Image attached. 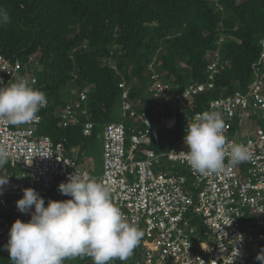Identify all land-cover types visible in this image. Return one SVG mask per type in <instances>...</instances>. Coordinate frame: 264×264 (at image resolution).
Segmentation results:
<instances>
[{
  "label": "built area",
  "instance_id": "built-area-1",
  "mask_svg": "<svg viewBox=\"0 0 264 264\" xmlns=\"http://www.w3.org/2000/svg\"><path fill=\"white\" fill-rule=\"evenodd\" d=\"M260 43L264 47V38ZM260 58L264 59V51ZM261 63L254 64V76L243 91L223 92L203 101H197V96L216 87L217 59L207 65L205 81L183 87L160 78L152 70L146 86L151 103L145 109L134 108L127 88L119 82L124 90L121 119L101 124V133L96 132L102 140L103 160L101 172L94 176L79 157L67 155L48 135L37 134L40 113L35 123L12 126L0 121V147L8 152V162L19 167L15 178H11V171L0 169V177L9 179L0 187L4 189L0 193V244L7 243L11 227L1 209H11L27 222L30 216L20 213L15 203L22 197V190L30 187L40 196L46 195L53 184L65 182L76 169L104 183L126 220L143 231L142 242L136 248L138 258L132 264H260L255 257L264 249V129L250 127L243 133L240 118H248L258 110L264 112ZM16 76H22L47 97L27 64L0 51V81L9 83ZM48 104L49 101L44 108ZM205 111L221 112L224 135L228 141L249 148L253 153L250 162L231 167L226 160L222 173H193L183 161L181 152L187 151L183 137L196 114ZM58 116L62 126L79 124L81 133L91 136L96 123L90 118L87 88L72 98ZM82 117L86 120L82 121ZM175 121L184 131L168 151L156 149L153 134L172 127ZM30 157L31 166L25 164ZM178 166H185L188 174L178 172ZM226 217L231 219L229 225ZM206 245L207 250L202 248ZM84 258H88L84 264H92L89 257L66 260L64 264ZM116 263L117 260L113 262Z\"/></svg>",
  "mask_w": 264,
  "mask_h": 264
},
{
  "label": "trees",
  "instance_id": "trees-1",
  "mask_svg": "<svg viewBox=\"0 0 264 264\" xmlns=\"http://www.w3.org/2000/svg\"><path fill=\"white\" fill-rule=\"evenodd\" d=\"M0 8L10 17L0 24V51L34 68L47 93L49 104L39 112L37 134L48 135L70 156L79 141L96 136L101 124L119 121L114 117L123 98L119 82L134 108L145 109L151 103L146 86L152 70L183 87L205 81L207 65L217 59L216 87L197 96L203 101L243 91L254 76V64L264 62V0H0ZM84 88L96 123L91 136H84L79 124L62 126L56 113ZM15 167L19 172L9 162L3 168L15 178ZM184 167L176 170L188 174ZM58 184L41 196L45 206L49 199H69L58 191ZM8 213L12 224L17 216ZM5 244H0V264H11ZM136 251L116 264H132Z\"/></svg>",
  "mask_w": 264,
  "mask_h": 264
},
{
  "label": "clouds",
  "instance_id": "clouds-1",
  "mask_svg": "<svg viewBox=\"0 0 264 264\" xmlns=\"http://www.w3.org/2000/svg\"><path fill=\"white\" fill-rule=\"evenodd\" d=\"M9 20L5 9L0 8V24ZM47 103L46 94L30 86L22 76L12 78L9 83L0 81V121L4 123L19 126L38 122V113ZM224 130L225 121L219 111L198 113L187 125L183 137L187 151L181 153L193 173L219 174L224 172L226 160L228 166L236 167L253 159L249 148L228 141ZM79 160L82 161L81 156ZM7 162L8 152L0 147V169ZM25 164L31 166V157ZM8 182V176L0 177V187ZM57 189L71 198L49 199L47 206L33 188L22 190V197L15 202L16 208L30 219L27 222L16 219L11 224L3 246L11 264H64L77 257H89L92 264H113L132 257L144 233L126 220L121 209L112 202L110 190L104 183L75 169ZM226 219L229 225L231 219ZM202 248L207 250L208 246ZM255 259L264 264V249Z\"/></svg>",
  "mask_w": 264,
  "mask_h": 264
},
{
  "label": "rangeland",
  "instance_id": "rangeland-1",
  "mask_svg": "<svg viewBox=\"0 0 264 264\" xmlns=\"http://www.w3.org/2000/svg\"><path fill=\"white\" fill-rule=\"evenodd\" d=\"M237 1H241V0H237ZM153 59H155V56L153 57ZM156 62L158 65L160 64L159 60H157ZM33 69L34 68H31V70ZM67 88L76 90V88H73L71 85H68ZM75 90H73L72 92H74L76 95L77 92ZM115 108H116V111L114 113V117L116 120H119L120 119L119 118V115H120L119 102L117 103ZM59 112H60V109H57L56 113H59ZM240 121L242 124L241 131L243 133H246L250 127L260 126L261 128L264 129V112L258 110L253 115H250V117L248 118L247 117L240 118ZM183 131H184L183 126H181L180 123L175 121L172 127H164L163 129L155 132V134L153 135V142L155 144V147H157L160 151H168L174 139L177 137V135H180V133ZM97 133L100 134L101 131H99L98 129ZM83 141L84 143H82ZM76 149L77 151L72 152V155L78 157L84 151V154L82 155V162L87 166L88 173L90 175L99 174L102 168V140H101V137L96 135L95 137L83 138V140L78 142ZM13 172L17 173L18 168L15 167ZM3 190L4 189L1 188L0 193L3 192ZM1 213L6 215L7 217L10 215L8 211L4 209H1ZM11 219L13 220V217H11ZM16 219L17 217L15 218V220Z\"/></svg>",
  "mask_w": 264,
  "mask_h": 264
},
{
  "label": "crops",
  "instance_id": "crops-1",
  "mask_svg": "<svg viewBox=\"0 0 264 264\" xmlns=\"http://www.w3.org/2000/svg\"><path fill=\"white\" fill-rule=\"evenodd\" d=\"M95 175H97V174H95Z\"/></svg>",
  "mask_w": 264,
  "mask_h": 264
}]
</instances>
